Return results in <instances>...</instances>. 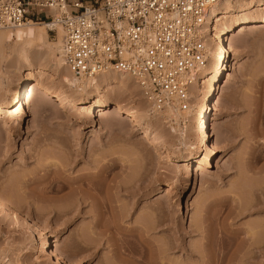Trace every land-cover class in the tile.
<instances>
[{"label":"rangeland","instance_id":"obj_1","mask_svg":"<svg viewBox=\"0 0 264 264\" xmlns=\"http://www.w3.org/2000/svg\"><path fill=\"white\" fill-rule=\"evenodd\" d=\"M49 41L53 45L57 38L49 34ZM232 42L242 60L231 68L230 54L221 94L211 100L217 109L206 121L216 160L205 171L183 173L185 162L201 154L195 127L199 100L196 111H160L150 122L166 139L158 146L129 121L111 115L99 120L105 132L81 118L83 111L69 113L55 102H47L54 111L39 112L40 98L26 107L24 126L0 117V200L30 225L45 229L52 249L66 258L54 262L41 253L45 234L0 216V264H210L223 255L220 239L228 231L234 264H264V28L248 29ZM8 63H0V102L25 70L20 62ZM34 66L46 73L36 79L42 86L71 93L64 85L66 72L49 58L35 60ZM128 89L122 94L116 88L121 101L147 111L139 87ZM195 92L202 98L200 88ZM110 127L117 132L107 133ZM93 177L101 180L96 184ZM83 179H93L88 196L98 201L82 194L87 190L80 188ZM192 226L212 230L211 243L205 229L192 232ZM251 229L263 234L250 239ZM252 242L258 248H249Z\"/></svg>","mask_w":264,"mask_h":264},{"label":"bare ground","instance_id":"obj_2","mask_svg":"<svg viewBox=\"0 0 264 264\" xmlns=\"http://www.w3.org/2000/svg\"><path fill=\"white\" fill-rule=\"evenodd\" d=\"M213 13L217 17H219L218 18L219 24L217 26L223 28L222 33L228 37L229 46L224 41L222 47L219 43L214 44L212 47V51H211L212 59L207 69L208 70V74L206 75L207 80L204 83V86L198 87L200 88L202 98L196 97L197 100L202 101V108L195 117V125H196L195 127L197 130V134L199 135L201 154L199 153L196 157L185 162L188 163L184 165V168L186 169L183 170V173H189V172L193 173L194 171H205L206 169L212 167L216 160V156H215L216 146L209 132L210 129L208 122L206 121V116L210 113L211 110L217 109L216 103L215 105H213L211 100L214 99V97L220 96L221 94L220 88L222 87L221 86L222 78L226 75V73H229L230 71V69L228 68L225 71L224 67L222 66L224 63L221 66L218 65V61L220 60L219 56L221 54L224 55L223 60H225L226 58H229L231 53H233L234 58H233V65L231 66V68L233 67L234 69H236L240 65L242 56L237 55L232 39L236 35L245 33L246 31H248V29L260 30L264 28V0H236L233 2L226 1L221 4H218L213 9ZM56 38L57 41L53 43V45H51L49 41L47 23H43V24L32 23L28 26L20 27L15 30L3 31L2 33L0 32V63L9 62L10 65L14 63H17L18 65L20 62L23 65H25V70L21 72V76L17 77V79L15 78L16 81L12 89L9 91L7 100L0 102V117L4 118L6 120L5 121L6 123L12 122L13 119H15V122L18 125L24 126L27 122L26 107L32 104L36 100V98H40L43 104L40 106V108L42 107L41 110L38 111L44 112V114H46L48 110L54 111V108L52 106H49L47 102H53V103L55 102L59 104L62 110L65 111L67 110L69 113L72 112L75 114V113H79L80 111L81 112L83 111L85 115H82L81 118L87 120L95 130L96 129H98L99 131L105 130V132L106 129L102 126L101 123H99L100 122L99 120L102 118V116L111 115L115 118H120L122 120H126L132 123L133 126L135 127L133 129H136V131L139 132V134H141L143 138H147L149 141L155 143L156 144L155 146L162 145V142L166 140L165 137L157 133L150 124V122L157 120L161 112L157 110L153 105H151L146 100L145 97H144L145 100L148 102L147 103L145 101L146 107L147 106L148 107H147V111H144L143 113V111L140 112L138 108H136L134 105L128 107V105L124 104L123 101H121L120 97L117 96L118 93L116 88H118L120 90V93L123 94L126 93V90L129 87L132 88V86L135 85L139 87V85L135 82V80L130 76L123 74H115V73H110L105 76L94 77L89 79L78 78L70 71V69L66 65L62 50L61 31H59V34ZM56 52H59L58 54L60 55L58 56ZM42 58H46V59L49 58V60L52 61V64L55 63V66L57 68L60 69L62 68L61 71L66 72L63 76L64 85L68 87L71 93L62 91L59 88L44 87L40 84L39 81H36L38 77H40L41 80L44 79L43 78L44 76H46L44 70H37L34 66V61L37 60L38 62L39 59ZM16 67L17 66H15V68ZM32 78H35V81H32ZM218 84H220L219 87ZM139 89L141 90L140 87ZM141 93L143 94L142 90ZM43 107L45 108L43 109ZM169 112H174V111L170 110ZM54 116L58 120L59 116L57 112L54 113ZM199 116L201 117L199 118ZM108 130L110 132L107 133H115V131L117 132V130L113 127H110ZM120 132H122L123 134H129L127 131H120ZM183 158L184 157H182V159ZM100 172L103 175V172L101 170ZM97 177H93V179ZM102 177H103L102 179L106 178L105 176ZM93 179H86V180L83 179L84 181H81L82 183L80 185V188L86 186L87 190L88 189L90 190L91 187L95 186L97 180H101V178L96 179V181L94 179L95 181L94 183ZM103 183L106 182L103 181ZM87 190L85 189V192L84 193L82 192V194L88 196L91 191L88 190L89 191L88 192ZM93 198L95 200L97 199L95 196L92 195L91 199ZM83 199L85 200V198ZM95 200L93 202L98 201ZM0 216L3 218V221H5L4 220L5 218L15 227H22L29 229L33 227V230L35 229L36 232L40 234H45L46 237H44L45 239L42 240L43 242L40 246L41 253L50 254L51 259L56 263L64 262L66 258H62V256L59 253H57L52 249V237L49 233L46 232L45 229H41L37 225H30L26 220L20 218V216H18L15 212L12 211V207L10 204L2 203L1 200H0ZM146 226L147 225L145 224L144 228L147 230ZM144 228L141 229V231L145 233L146 230H144ZM201 228L192 226L191 231L194 232L195 230L197 231L202 230V232H204L203 229L205 228L203 227ZM260 230L261 229L255 232V229L253 230L251 229L250 239L253 238L256 235V233L258 236L264 233V232L261 233ZM205 231L207 232L205 235V239L209 242L207 244H210L211 243L210 239L214 235L211 237L212 230L210 231L208 229L207 231L205 229ZM230 233L231 232L228 231L227 233L223 234L222 238L220 239V248H222L221 250L223 253V255L221 254L222 255L221 258L219 260H216L215 259L216 256H215V258L214 257L213 259L211 258L212 259L211 262L209 261L208 263L234 264L233 263L234 255L233 253H231L233 248L230 245V242L226 241L229 240L228 238L229 236L232 237ZM185 236L183 235V237ZM214 240L212 241L214 242ZM257 242H252L250 246L248 245L249 248L250 247L258 248L257 246L258 244L256 245ZM141 245L144 246L143 240H141ZM206 245L205 247L207 248L210 247V245L207 246ZM181 246H185V244L183 243ZM212 247L210 248L212 249ZM137 249H138L137 251L140 254L141 261L146 260L142 253L143 251L142 248L140 249L137 248ZM211 249H209V251ZM210 252H212V250ZM242 252H240V250H236L235 253L237 256H240ZM133 253L135 254L136 250L133 251ZM244 256L245 254L243 255V257Z\"/></svg>","mask_w":264,"mask_h":264},{"label":"built area","instance_id":"obj_3","mask_svg":"<svg viewBox=\"0 0 264 264\" xmlns=\"http://www.w3.org/2000/svg\"><path fill=\"white\" fill-rule=\"evenodd\" d=\"M226 1L236 0H169L176 5L165 13L173 56L161 74L155 70L145 72L140 62H132L122 42L114 40L109 45L99 41L95 34L101 24L105 26L104 31L111 33L121 14V9H116L113 19L95 6L96 3L103 5L106 0H0V32L32 23H47L48 34L57 37L59 31L62 32L66 65L78 78L110 73L127 75L135 80L146 100L157 110L187 114L197 110L195 90L207 80L213 45L219 43L222 47L225 41L229 46L223 28L217 26L219 17L213 13L218 4ZM223 57L221 54L217 60L219 66L223 63L225 66L228 61ZM186 123L182 121L181 125Z\"/></svg>","mask_w":264,"mask_h":264},{"label":"snow or ice","instance_id":"obj_4","mask_svg":"<svg viewBox=\"0 0 264 264\" xmlns=\"http://www.w3.org/2000/svg\"><path fill=\"white\" fill-rule=\"evenodd\" d=\"M97 8H102L109 17L116 18V9H121L114 30L104 31L105 26L95 34L101 43L111 45L114 40L123 43L132 62H140L145 72L155 70L161 74L166 70V62L173 56V47L169 43L171 33L167 31L165 13L176 5L169 0H106ZM112 9L111 12H108ZM149 12L153 15L149 16ZM91 27V25H89ZM87 48V44H85ZM123 56L124 52L121 51Z\"/></svg>","mask_w":264,"mask_h":264}]
</instances>
